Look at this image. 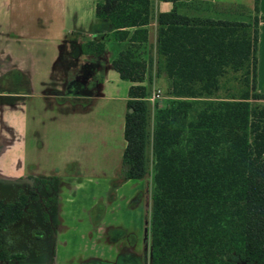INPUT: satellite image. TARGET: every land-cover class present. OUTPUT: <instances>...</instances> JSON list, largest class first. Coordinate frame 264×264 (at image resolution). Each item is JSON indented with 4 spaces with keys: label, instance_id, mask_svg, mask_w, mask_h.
Masks as SVG:
<instances>
[{
    "label": "trees",
    "instance_id": "trees-1",
    "mask_svg": "<svg viewBox=\"0 0 264 264\" xmlns=\"http://www.w3.org/2000/svg\"><path fill=\"white\" fill-rule=\"evenodd\" d=\"M259 2L250 23L161 12L156 0L96 2L95 17L112 30L81 52L123 43L112 60L132 82L121 177L152 175V264H264V107L251 104L264 101ZM160 74L173 98L166 107L148 99ZM20 214L0 199V226Z\"/></svg>",
    "mask_w": 264,
    "mask_h": 264
},
{
    "label": "crops",
    "instance_id": "crops-1",
    "mask_svg": "<svg viewBox=\"0 0 264 264\" xmlns=\"http://www.w3.org/2000/svg\"><path fill=\"white\" fill-rule=\"evenodd\" d=\"M97 1L0 0V177L54 173L61 177L64 216L70 227L61 240L69 242L68 254L85 247L92 210L98 203L121 209L145 186L143 179L112 186L122 171L123 157L110 158L118 148L114 136L115 132L123 135L124 152L126 110L121 121L120 106L127 107L132 82L123 79L112 64L123 43L108 42L100 56L81 52L85 40L112 30L95 17ZM253 3L156 0V9L250 23L255 16ZM242 6H248L249 12ZM259 16H264V0L259 2ZM149 29L145 59L155 44L156 24ZM159 79L166 77L160 74ZM262 86L264 21L259 23L257 69V89L264 93ZM104 106L105 115H99ZM106 150L112 160L108 168L99 163ZM113 188L116 198L111 200L108 195ZM92 232L95 236L97 229Z\"/></svg>",
    "mask_w": 264,
    "mask_h": 264
},
{
    "label": "flooded vegetation",
    "instance_id": "flooded-vegetation-1",
    "mask_svg": "<svg viewBox=\"0 0 264 264\" xmlns=\"http://www.w3.org/2000/svg\"><path fill=\"white\" fill-rule=\"evenodd\" d=\"M124 181L120 173L112 186ZM146 183L121 209L98 203L85 247L68 254L69 242L61 240L70 230L61 177L55 173L0 177V199L21 207L16 220L0 226V264H152L154 191ZM115 195L113 188L108 197L114 200Z\"/></svg>",
    "mask_w": 264,
    "mask_h": 264
},
{
    "label": "rangeland",
    "instance_id": "rangeland-1",
    "mask_svg": "<svg viewBox=\"0 0 264 264\" xmlns=\"http://www.w3.org/2000/svg\"><path fill=\"white\" fill-rule=\"evenodd\" d=\"M242 8L244 9V11H246V13H248L249 10H250V8L248 6H242ZM155 69L153 70L154 74H155V71H156ZM233 83H235V82L233 81ZM158 88L161 89V91H162V98L159 101H157L156 103H154L153 105H157L159 107H166V106H168L171 103L173 98L170 95H168V93H167V82H166L165 79H159V77H155V82H154V84L152 86L151 93L153 92L154 89H158ZM262 88H264V87L262 86ZM251 104H252L253 107H264V101L252 100ZM121 105H122V103H121ZM106 108L107 107H105L104 111H100V113H98V114L100 115V114L104 113V115H105ZM120 110H121L120 120L123 121V118H124L123 114H124V112L126 110V107L122 108V106H120ZM114 142L115 143L118 142V148H115V151H114L113 155H111L110 158H113V159L116 160L118 158V156L121 158L122 155H123V148H124L123 135L120 133L119 136H118L116 134V132H115ZM51 148L55 149L56 145H54L53 147L51 146ZM107 154H108V152L106 150V155L104 153V155H100V157L102 159L99 158V163L104 165V167H106V168H108V166L110 164H112V160L107 156ZM108 158L111 161H109ZM5 178H9V177H5ZM146 181H148V185H149L150 189H152L153 188V184H152V175L151 174H149L145 178V181L142 182L143 185L147 184V183H145Z\"/></svg>",
    "mask_w": 264,
    "mask_h": 264
},
{
    "label": "built area",
    "instance_id": "built-area-1",
    "mask_svg": "<svg viewBox=\"0 0 264 264\" xmlns=\"http://www.w3.org/2000/svg\"><path fill=\"white\" fill-rule=\"evenodd\" d=\"M162 98V91L161 89H154L153 92L148 97L149 101L154 104Z\"/></svg>",
    "mask_w": 264,
    "mask_h": 264
}]
</instances>
